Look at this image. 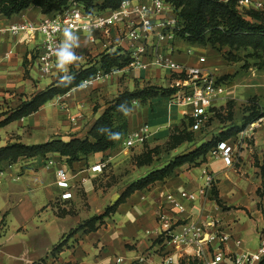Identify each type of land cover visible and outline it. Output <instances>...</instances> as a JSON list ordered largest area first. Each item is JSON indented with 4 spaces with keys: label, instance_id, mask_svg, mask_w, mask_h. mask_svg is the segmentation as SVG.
<instances>
[{
    "label": "crops",
    "instance_id": "0c3cea01",
    "mask_svg": "<svg viewBox=\"0 0 264 264\" xmlns=\"http://www.w3.org/2000/svg\"><path fill=\"white\" fill-rule=\"evenodd\" d=\"M45 15L47 14L39 6L31 5L12 16L0 13V26L26 20L39 22ZM67 34L68 31L64 30L61 36L65 37ZM75 36L76 57L71 62L62 64L59 56L53 74L47 76L49 81L43 85L41 79L35 77L36 73L40 77L46 76L41 74L37 64L43 35L39 32H0V121L23 101L59 80L61 74L65 76L70 68L81 67L79 62L88 65L90 62L86 63V57L91 55L94 57L93 62L96 61L100 54L107 52L104 43L109 44L112 50L119 47L116 31H113L110 39L103 37L96 43L91 42L83 32H77ZM177 40L180 47L185 43L181 39ZM199 56H194L193 52L188 54L181 47L174 59L182 64L197 65ZM206 66L210 67L208 60ZM127 72V84L132 86L131 90L138 84L142 87L145 81L157 82L165 77L169 78L171 74L167 70L155 68L131 69ZM105 78L88 88L75 87L48 101L36 112L0 127V147L12 142L37 144L54 137L64 140L85 137L108 105L102 103L94 110L95 103L92 100L100 101L104 96L110 97L111 101L120 93L119 84L113 83L114 79ZM217 105L216 103L215 106ZM188 109L187 106L171 103L168 97H159L147 104L135 101L128 114V132L148 124L151 133L147 143L151 146L161 144L168 139L173 127L180 121H187ZM255 138V147L241 152V166L232 165L236 153L234 143L233 162L230 165L212 150L201 164H184L166 180L132 193L118 206L116 212L104 218L97 230L76 233L72 242H68L51 261L46 259L43 264H189L186 258L181 257V253H175L173 262L165 260L169 250L163 246L156 231L161 210L175 214L180 219L179 222L186 219L198 223L216 220L217 228L231 235L222 245L226 255L222 264H231L229 255L255 251L259 245V231L264 227V178L259 173L257 164V161L261 165L264 163V128L256 132ZM141 152L142 150L136 152V155ZM129 157L124 150L123 140L115 149L92 153L72 164L58 153L21 159L13 165L4 162V170L0 172V226L4 223L6 225L5 231L0 229V264H34L39 262L36 258L43 259L44 255L49 257L52 255L53 244L69 229L59 230L60 220L79 216L78 213L58 217L50 205L65 192V188L57 184L56 170L59 166L67 171L71 186L69 191L72 193L70 198L62 201H70L73 205L80 202L82 198L75 189L80 187L84 189L89 203V209L85 206L87 212L94 203L97 214H101L106 208L105 201L102 203V200L109 196L112 201L114 194L119 197L133 180L108 190L109 188L100 186L98 181L101 172L92 171V167L104 161L106 165L112 163L117 168L119 163ZM50 161H54V165L49 164ZM133 166L137 168L136 165ZM203 168L209 169L214 175V184L217 186L213 190L218 191L220 204L215 198L187 201L182 197L183 192L196 191L203 184ZM169 191L184 202L186 212L179 213L166 202L162 193ZM100 201L102 207L99 205ZM88 218L90 217L84 218V221ZM76 220L75 224H80V217ZM49 235L53 237L54 243H48ZM237 241L240 243L237 244ZM185 251L188 258H195L193 247H186Z\"/></svg>",
    "mask_w": 264,
    "mask_h": 264
},
{
    "label": "trees",
    "instance_id": "16d2710c",
    "mask_svg": "<svg viewBox=\"0 0 264 264\" xmlns=\"http://www.w3.org/2000/svg\"><path fill=\"white\" fill-rule=\"evenodd\" d=\"M126 0H0V13L12 16L36 5L45 14L63 12L71 3H81L87 9L97 8L107 10L118 8ZM174 6L180 19L181 28L179 38L187 44L212 47L224 50V55L229 60L240 61L246 57L245 68H249L250 61L258 70H264V13L258 10H248L242 13L237 8V0H165ZM244 52L240 57L239 53ZM131 62L129 52L118 48L113 51L103 52L94 62L79 68L72 67L67 75L51 83L47 88L39 91L29 100L23 101L13 109L3 120L0 127L11 121L28 116L58 95L65 94L75 87L80 86L86 79L93 78L99 71L109 73L113 69H121ZM229 75L219 78V82L228 80ZM222 80V81H221ZM181 89V85L154 86L146 85L134 90H123L107 104L102 114L96 119L85 137H73L64 140L54 137L48 141L37 144H25L12 142L0 147V172L4 170L3 163L16 164L21 159L46 156L49 153H58L67 159V162L83 160L92 153L102 152L117 148L128 134V114L135 101L147 104L159 97H170ZM252 106L246 110L243 123L233 125L226 130L213 134L209 139L203 136L198 140L197 132L193 130V118L187 117L181 125L172 128L166 146L176 149L185 143L195 144L193 149L176 155L166 163L153 167L141 177L133 180L119 195L117 200L108 205L101 214H96L81 222L70 231L73 236L76 233H89L97 230L103 223L104 218L116 212L118 206L137 190H142L157 182L166 180L177 168L184 164H201L207 155L217 148L223 141L233 142L231 138L244 130L251 122L264 117V108L257 106V102L251 99ZM233 101L229 102L232 108ZM97 110V109H95ZM217 108H211L215 112ZM216 115V113H214ZM232 113L230 112L231 117ZM211 116L210 118H212ZM210 120V119H209ZM156 148L145 146V150L134 156L135 164L139 167L152 165ZM213 198L220 204L218 191L213 190ZM66 242H58L51 250L52 255H57L65 247ZM198 263V262H196ZM189 263V264H196ZM34 264H42L40 262ZM264 264V259L259 263Z\"/></svg>",
    "mask_w": 264,
    "mask_h": 264
},
{
    "label": "built area",
    "instance_id": "2783aa9c",
    "mask_svg": "<svg viewBox=\"0 0 264 264\" xmlns=\"http://www.w3.org/2000/svg\"><path fill=\"white\" fill-rule=\"evenodd\" d=\"M228 1V0H225ZM240 12L258 10L264 13V0H237ZM181 28L180 19L174 6L165 0H126L115 9L98 10L87 9L81 3H71L63 12L45 15L39 22L20 21L7 26H0V32H39L43 35L42 46L37 55V64L41 74H53L57 65V58L67 52L76 57L77 40L75 34L83 32L93 42H100L101 38H111L116 31L119 47L129 52L131 62L121 69H113L109 73L99 71L93 78L86 79L80 87H87L94 82L110 75L131 69L150 70L160 68L175 76V84L181 89L168 97L171 103L187 106L188 116L193 118V130L205 127L212 116L211 108L227 90L224 83L214 76V71L206 66L207 58L199 56L197 65H186L174 59L175 53L181 50L177 39ZM67 30L65 37L61 33ZM105 51H113L109 44L104 43ZM188 54L191 49L185 50ZM73 120V119H72ZM151 131L148 124L128 132L124 139L125 147L142 145ZM233 143L220 142L215 153H219L225 163L233 162ZM50 161L49 164H54ZM106 166L102 161L92 167V171H101ZM58 185L68 188L69 178L65 168L57 169ZM203 184L196 191L182 193L183 199L196 201L200 198L208 199L214 186V175L207 168L202 169ZM71 192L62 194L63 199L70 198ZM162 196L177 212H186V205L173 192H163ZM180 219L175 214H168L161 210L158 214L156 229L162 244L169 251L165 256L167 262L174 261L175 253H181L182 258L196 264H222L225 253L222 245L231 235L221 228H217V221L212 219L205 223ZM212 228V230H210ZM218 243V244H215ZM240 241H237L239 244ZM193 247L194 257L186 256V247ZM231 264H259L264 259V227L259 231V245L255 251H243L229 255ZM120 261V259H118Z\"/></svg>",
    "mask_w": 264,
    "mask_h": 264
},
{
    "label": "rangeland",
    "instance_id": "374dc122",
    "mask_svg": "<svg viewBox=\"0 0 264 264\" xmlns=\"http://www.w3.org/2000/svg\"><path fill=\"white\" fill-rule=\"evenodd\" d=\"M181 47H184L186 49H191L192 52L194 53V56H205L207 60L209 61L210 68L214 71V76H216L218 79L221 78L224 75H229L230 78H227L228 80L222 81L227 87L225 95L220 98L217 102V110L212 113V118H210L208 124L205 126V129L200 133L197 132L198 134V140H200L203 136H211L213 134H218L219 132L226 130L227 128L233 126V125H241L244 120V116L246 115V110L248 107L252 106V101L251 99L255 102L257 106H260V108H264V70H258L256 69L252 64H254V61H250L249 63L251 66L249 68H245L244 64H246V57L244 60L240 61H234V60H229L226 58L224 55V50H219L215 49L212 47H201V46H195V45H190L187 43L181 44ZM244 52L239 53L240 57L244 56ZM94 57L91 55L86 57V63L93 62ZM81 66H84L86 64H82L79 62ZM157 70H162L160 68H155ZM129 71V70H128ZM40 74L35 75V77L40 78L43 85L47 84L49 81L47 76H42L40 77ZM61 78L64 77V74L60 75ZM117 78V79H115ZM106 79V78H105ZM107 79L111 80L114 79L113 83H118L120 87V92L123 90H131L132 86L127 84L129 80V72L124 71L122 73H117L110 75L107 77ZM176 82L175 76H172L170 74V77H165L160 81L157 82H151V81H145L143 86L146 85H154V86H172ZM142 86V87H143ZM137 87L141 88L139 84ZM136 87V88H137ZM83 88H88L83 87ZM135 89V88H134ZM132 89V90H134ZM110 100V97H102L99 99H93V103H95L94 110L97 109L98 106H100L102 103H108ZM233 101V106L232 108H229V102ZM149 103V102H148ZM230 112L232 113L231 117ZM216 113V115H214ZM182 121L178 123V125H181ZM264 128V117L261 119L251 122L244 130L239 132L236 136L231 138V143H234L236 145V153H235V158L233 162V166H241L242 157L240 156L241 152L244 151L246 148H254L255 147V141H256V132L259 129ZM172 130V129H171ZM170 130V133H171ZM169 137V136H168ZM165 138V137H164ZM148 139V138H147ZM147 139L145 142L142 144L143 146H135V147H125L124 145V150L129 154V158L126 161H123L119 163V165L116 167L113 166L112 163L106 165L103 170L98 171L101 172L100 177H98V181L100 182V186L102 187H107L109 188H114V186L121 187L124 183L130 181V180H135L142 175L146 174L151 168L153 167H158L164 163H166L169 159L175 157L176 155H179L180 153H183L193 147L195 144L191 143H185L181 146H179L176 149H169L166 144L167 140L163 141L161 144H157L155 146L149 145L147 142ZM145 146H149L151 148H156V151L154 152V161L152 165L149 166H137L134 161V156L136 155V152H139L140 150L144 151ZM264 151V149H262ZM264 155V154H263ZM257 164L259 166V173L261 176L264 178V163L261 165L260 161H257ZM54 165V164H53ZM133 165H136L137 168H134ZM57 173V170H56ZM59 180V178H58ZM57 180V184H58ZM59 186V185H58ZM216 187L217 185L214 184ZM213 186V187H214ZM60 187V186H59ZM69 188H65V192H70ZM78 194L81 196V201L78 202L76 205L70 204V201H62V200H67L63 199L62 195H59V199L56 198L53 202L50 203V205L54 208V211L58 217H67L68 214L73 215V214H78L79 216H71L65 219L60 220L58 224V229L59 230H65L68 229L65 233L61 234V236L58 238L57 242L53 244V247L60 241L66 242V245H68V242H72V236L70 234V231L78 226V223H76V219L80 217V222L84 221V218L86 217H92L97 214V207L96 204L93 203L91 206L90 210L85 208V206L88 207L89 209V203L87 202V197L86 193L83 188L77 187L75 188ZM107 190V191H108ZM115 198L111 201L109 199V196L105 197L102 200V203L105 201L106 207L108 205L113 204L118 196L116 194ZM61 196V197H60ZM213 198V188L210 194V197L208 200H211ZM101 201L99 202V205L102 207ZM89 213V214H88ZM5 223L3 226H0V229L5 231ZM52 236L49 235V241L48 243H54L55 241H52ZM52 249V248H51ZM54 255H50L47 257L46 255L41 258H36L37 261L40 263H45V260L48 259L49 261L52 260V257ZM36 261V262H37Z\"/></svg>",
    "mask_w": 264,
    "mask_h": 264
},
{
    "label": "clouds",
    "instance_id": "9594fccd",
    "mask_svg": "<svg viewBox=\"0 0 264 264\" xmlns=\"http://www.w3.org/2000/svg\"><path fill=\"white\" fill-rule=\"evenodd\" d=\"M60 58H61V63L64 64V63H68V62H71L73 57L67 53V52H63L60 54Z\"/></svg>",
    "mask_w": 264,
    "mask_h": 264
}]
</instances>
